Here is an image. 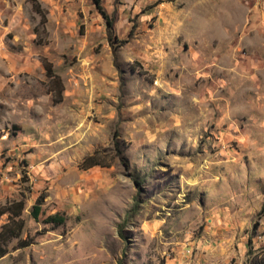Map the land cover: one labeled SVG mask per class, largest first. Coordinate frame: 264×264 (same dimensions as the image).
Returning <instances> with one entry per match:
<instances>
[{"label": "rangeland", "instance_id": "rangeland-1", "mask_svg": "<svg viewBox=\"0 0 264 264\" xmlns=\"http://www.w3.org/2000/svg\"><path fill=\"white\" fill-rule=\"evenodd\" d=\"M38 1L0 0V264H264V0H102L115 55L92 0Z\"/></svg>", "mask_w": 264, "mask_h": 264}, {"label": "trees", "instance_id": "trees-1", "mask_svg": "<svg viewBox=\"0 0 264 264\" xmlns=\"http://www.w3.org/2000/svg\"><path fill=\"white\" fill-rule=\"evenodd\" d=\"M33 1V5H34V9L35 11L41 16V25L45 26V24L47 23V18H46V11L45 9L42 7V5L39 3L38 0H31ZM93 4L95 5L97 11L99 12V14L102 16V18L105 20L106 22V30H107V37L109 40V43L112 47L113 50V54L115 55L117 49L124 44L123 41L120 42V44L116 41V38L114 36V17L112 15H110L106 9L103 7L102 4V0H92ZM118 43V44H117ZM44 65L47 69V74L52 76L55 81L56 84L59 87L60 92H58L60 98L58 99V102L62 101V94L64 91V86L63 83L61 81V78L58 76H54V72H53V66L52 64H50L49 62L46 63V61L44 62ZM118 133L116 132L114 135V144L117 147L118 145ZM97 152H94L93 154L87 156L84 158L83 160V164L82 167L84 170L89 169L91 167L97 166V165H102V162H100L98 160L97 157ZM140 185V183H138ZM44 203V197L40 196L37 203L35 204V206L33 207V217L35 219L39 218V215L41 213V206ZM25 208V203L24 200H19V201H14V202H10L9 204H4L3 206L0 207V218L3 215H8V222L5 223L2 226V229L0 231V258H2L3 256L6 255V251L7 249L5 248V246H7V244L15 239V238H19L20 234H21V230L23 227V220H22V214ZM262 213H264V206H263V211ZM65 219L63 217L60 216V214H55V215H51L47 218L46 221L49 222H53V223H63ZM2 239V241H1ZM2 245H4L2 247Z\"/></svg>", "mask_w": 264, "mask_h": 264}, {"label": "crops", "instance_id": "crops-1", "mask_svg": "<svg viewBox=\"0 0 264 264\" xmlns=\"http://www.w3.org/2000/svg\"><path fill=\"white\" fill-rule=\"evenodd\" d=\"M45 2H46V1H45ZM74 6H75L76 8H79V9L82 10V8H80V7H81V4L77 3V4H75ZM124 9H125V7H124ZM124 9L121 8V9H119V11L123 12ZM77 10H78V9H77ZM115 10H116V9L113 8L112 11H110V12H108V13H113ZM185 255H186V253H184L183 255H180V257L177 259L178 261L176 262V260H175V262H173V263H171V264H177V263H178V264H183V262L181 263V261H182L181 258H182V256H183V258L186 257Z\"/></svg>", "mask_w": 264, "mask_h": 264}]
</instances>
